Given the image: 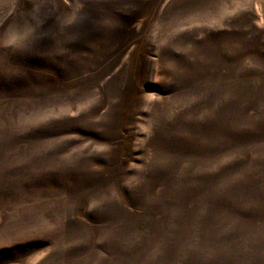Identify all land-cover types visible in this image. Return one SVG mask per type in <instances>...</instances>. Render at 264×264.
Masks as SVG:
<instances>
[{
  "label": "rangeland",
  "instance_id": "374dc122",
  "mask_svg": "<svg viewBox=\"0 0 264 264\" xmlns=\"http://www.w3.org/2000/svg\"><path fill=\"white\" fill-rule=\"evenodd\" d=\"M0 264H264V0H0Z\"/></svg>",
  "mask_w": 264,
  "mask_h": 264
}]
</instances>
